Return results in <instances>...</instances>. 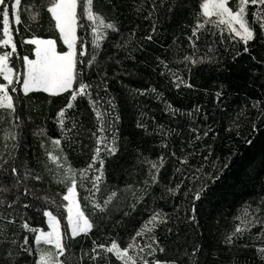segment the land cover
Instances as JSON below:
<instances>
[{
	"label": "snow or ice",
	"instance_id": "snow-or-ice-1",
	"mask_svg": "<svg viewBox=\"0 0 264 264\" xmlns=\"http://www.w3.org/2000/svg\"><path fill=\"white\" fill-rule=\"evenodd\" d=\"M21 4L22 0H0V47L3 49L0 50V126H3L0 127L3 140L0 144V264H77L74 247L79 243L81 234L87 237L93 229L103 234L109 225L113 229L126 225L138 212V206L146 203V197L178 202L172 204L170 212L160 207H146L149 215L134 228L123 246L117 238H111L110 243L92 240V247L87 251L81 247L79 264L84 257L92 264H99L100 261L113 264L112 257L119 264H213L204 252L209 246L203 243L200 234L205 227L200 209L204 201L210 202V197L215 195L216 185L226 176L238 152L230 143L226 152L217 154L214 147L218 139L214 128L217 121L214 116L205 112L200 121L203 128L200 124L189 128L190 138L185 145L190 151L185 152L181 148L180 155L170 151L168 157L162 154L157 160H149L137 147V165H150L142 187L139 182H134L125 183L121 188L109 185L105 180L106 160L113 158V162L118 163L119 153L127 149L118 143L121 140L118 127L121 114L117 97L111 91L110 79L114 77L110 78L106 71V61L114 59V55L109 56L108 48L102 45L111 41L110 47L129 53L127 59H137L134 53L139 52L145 62H151L152 57L148 53L154 52L157 44L165 47L162 40L166 35L167 22L186 7L187 0H133L132 11L150 22L149 30L140 36L139 24L127 33L122 30L120 21L116 19L114 0H106L105 4L111 17L96 8V0H35L25 8L30 20L38 21L42 12L46 11L54 21L59 40L66 50L62 48L58 51L55 39L32 36L26 41L34 46L31 58L18 51L14 33L18 34L19 29L11 27L13 21L15 25L23 23L19 10ZM144 12L147 14L143 15ZM28 27L25 24V28ZM190 28V34L185 35L194 51L191 55H183L180 61L189 73L194 66L203 63L222 67L217 58L219 52L216 45L223 47L225 53L230 51L228 45H231L234 64H239L241 59L238 58L247 54L251 61L247 71L252 73V79L262 82L260 87L264 89V0H199ZM78 29L84 35L78 36ZM88 35L91 36L90 50L86 47ZM202 35L208 42L204 55L198 56L197 41ZM175 43L176 37L173 36ZM237 45H243L242 50ZM178 51L173 52V56ZM154 60L161 68L160 76L171 75L175 87H195L189 82L190 77H181L177 74L178 70L174 71L169 66L171 61L168 59L156 55ZM115 62L121 63L120 60ZM126 74L131 73L126 71ZM35 92L56 98L63 96L65 101L55 113L60 136L53 138L47 136L43 128L37 130L42 137L40 147L45 150L46 156L45 161L39 162L41 170L33 168L30 158H25L21 151L20 130L26 126L23 105L29 93ZM133 92L138 96L154 94L165 105L164 111L173 116L180 114L195 119L201 114L199 105L182 113L164 99L163 92L156 87L137 88L130 94ZM215 97L219 102L217 107L225 104L227 92L224 84L220 85ZM84 100L87 101L86 108L94 114L95 131L85 127L87 117L80 111ZM48 103L51 104L52 100ZM252 109H255L254 114ZM258 122L264 124V100L255 99L250 108L242 107L230 114L224 130L242 138L251 147L254 141L243 134V129L250 126L252 132H256L259 130ZM136 127L147 132L142 121H138ZM157 127L162 136L174 132H165L163 126ZM89 131L95 144L90 159L83 167H73L65 148L71 149L78 143L81 132ZM206 137H210L212 142ZM163 147L167 149L168 145ZM168 158H173L172 175L175 179H169L156 196L152 185L160 186V170ZM132 167L135 170L136 165ZM52 184L61 185L66 191L53 192ZM78 189L86 193L82 197L84 206L77 198ZM88 206L91 215H86L85 208ZM52 208L55 213L50 210ZM41 215L46 218L47 230L33 226L35 218ZM61 219L66 220V226L62 227ZM233 219L238 223H234L232 230L223 237L224 244L239 247L236 241L245 234L251 238L250 230L257 225L259 231L256 238L264 240V195L243 202L242 212L235 214ZM17 223L21 233L11 232L14 238H9L10 226ZM25 233H31V238ZM169 244L175 245L176 256L172 259L159 258ZM258 254L264 264V248H259ZM29 257H32L31 261Z\"/></svg>",
	"mask_w": 264,
	"mask_h": 264
},
{
	"label": "trees",
	"instance_id": "trees-1",
	"mask_svg": "<svg viewBox=\"0 0 264 264\" xmlns=\"http://www.w3.org/2000/svg\"><path fill=\"white\" fill-rule=\"evenodd\" d=\"M34 2L35 0H22L19 10L23 23L20 25H15L14 21L11 23V27L19 29L18 34L14 33L18 51L22 55H30L31 58V51L34 46L26 41L32 36L43 39H55L57 41V50L59 51L62 48L66 50V46H63L62 41L59 40V33L54 27V21L51 20L50 15L46 11L42 12L38 21L30 20L25 8L28 3ZM114 3L116 5V19L120 21L122 30L125 33L131 27L139 24L138 36L146 34L149 30L150 22L139 18L132 11L133 0H114ZM105 4L106 0H96V8L111 17V12L108 11ZM198 4L199 0H187L186 7L177 12L167 22L166 35L162 40L165 47L162 48L157 44L155 51L148 53L152 57L151 62H145L139 52L134 53L137 59H127L126 57L129 53L110 47L111 41L106 45H102V47L108 48L109 56L114 55V59L106 61V71L110 78L114 77L110 79L111 91L117 97L118 110L121 114V121L118 125L121 140L118 143L123 149H127L119 153L118 163L113 162V158L106 160L107 171L105 180L107 184L118 185L121 188L124 187L125 183L134 182H139L142 187L150 165H137L135 149L138 147L143 156L149 160H157L162 154L168 157L170 151H176L177 155H180L181 148H184L185 152L190 151L185 145V141L190 138L189 128L200 124L203 119V113H209L217 121L214 126L218 136L214 143L217 154L219 155L222 151L226 152L230 143L235 145L238 152L233 158L232 165L226 176L216 185L215 195L210 197V202L204 201L200 209L202 213L201 221L205 225L201 229L200 234L203 237V243L209 246L204 249L205 255L208 256V259L213 264H233V262L234 264H262L258 249L264 248V240L256 238L259 225L250 230L252 233L251 238L245 234L242 239L236 241L239 247L224 244L223 237L232 230L234 223H238V221H234L233 217L235 214L242 212L243 202L255 200L259 195H264V124L258 122L259 130L256 132H252L250 126H245L243 129V134L254 141L251 147L244 143L242 138L236 137L234 133H227L224 129L228 126L230 114L235 113L242 107L250 108L252 100H264V94H262L264 89L260 87L262 82L258 79H252V73L247 71L248 63H251L247 54H244L243 58H238L241 59L239 64H234L231 59V55L234 54L231 52V45H228L230 49L228 53L224 52L223 47L216 45L219 52L217 58L221 61L222 67L216 64L203 63L194 66L191 73L184 68L183 63L180 62L182 56L191 55L194 51L189 45L185 33L190 34L191 32L190 25L194 23ZM145 6L147 7V4ZM162 12L163 10H161ZM146 14V12L143 13V15ZM25 24H28L29 27L25 28ZM77 35L81 36L84 33L78 29ZM225 35L227 34L225 33ZM173 36L176 37L175 44H173ZM217 38L209 37V39ZM87 39L89 43L86 47L90 50L92 47L90 43L91 36L88 35ZM207 42L208 40L202 35L201 39L197 41L199 50L196 55H204ZM232 43L235 44L236 42L232 41ZM237 47L242 50L243 45H237ZM168 49H171V51ZM177 49L179 50L178 54L173 56V52H176ZM0 50H3L2 47H0ZM156 55L171 61L169 66L174 71L178 70L177 74L181 77L185 79L190 77L189 82L193 83L195 87L189 89L181 85L177 88L172 83L171 75L160 76L161 68L157 66L154 60ZM116 60H120L121 63L117 64ZM16 67L17 69L20 68L19 63H17ZM125 70L131 74H126ZM114 73L117 75L114 76ZM0 81H2V78H0ZM221 84L225 85L227 98L225 104L217 107L219 102L216 100L215 93L219 90ZM149 86L156 87L163 92L164 99L172 104L174 108H179L182 113H187L195 105H199L201 114L197 115L195 119H190L187 115L180 114L173 116L169 112L164 111L165 105L160 99L155 98L154 94L151 96H138L134 92L130 94L131 90ZM17 87L19 89V85ZM19 95L22 96L23 93L19 92ZM49 100H52L51 104L48 103ZM64 102L63 96L56 98L50 97L47 93L35 92L29 93V97L23 105V118L26 126L20 130L21 151L25 154V158H30L31 166L37 170H41L39 162L46 160L45 150L40 147L42 137L37 133V130L43 128L47 136L53 138L60 136L55 113ZM17 104L19 108V101H17ZM86 105V100L80 104V111H83L87 117L85 127L95 131L93 127L94 114L90 113V109H87ZM141 113H145V115H141ZM252 113H255V109H252ZM138 121H142L146 125L147 132L136 127ZM68 126L71 127L70 124ZM157 126H163L165 132L168 130H174V132L171 135L162 136ZM200 126L203 128L202 124ZM176 133H179V135H176ZM90 137V131L81 132L77 138L78 143L74 144L71 149L65 148L69 162L73 167H83L90 159L91 149L95 146L94 139H90ZM210 137L205 139L211 143ZM2 143L3 140L0 137V144ZM164 144L168 145L167 149L163 147ZM63 145L64 141H62ZM85 145L87 147H84ZM133 165H136L135 170H133ZM172 173L173 158H168L165 160L164 167L160 170V186L152 185V190L156 196H159L164 184L169 179H175ZM51 188L53 192L66 191L61 185L52 184ZM83 195H86V193L82 189H78L77 198L81 201L82 206L85 205V201L82 199ZM57 200L59 202V197ZM145 201L146 203L138 206V212L133 215L132 219L127 221L126 225L115 229L109 225L103 234L96 229H93L87 237L81 234L78 238L79 243L74 247L77 264H79L78 258L81 254V247L87 251L92 247V240H96L97 243H110L111 238H117L118 242L123 246L134 228L138 227L140 222L149 215V212L145 210L146 207H160L164 211L170 212L172 204L178 202L174 199L165 201L148 197L145 198ZM50 210L54 213L56 211L54 208ZM20 211L23 212L22 209ZM85 211L86 215H91L90 206L86 207ZM29 215L31 216L32 213L30 212ZM96 218L99 219V217ZM61 225L62 227L66 226V220L61 219ZM33 226L47 230L46 218H42V215L37 216ZM10 228L9 238H14L11 232L21 233L18 223L10 226ZM25 234L31 238V233ZM244 245L248 246L245 247ZM174 249L175 245L169 244L166 252L160 254L159 258H174L176 256ZM209 253L211 254L209 255ZM28 259L31 261L32 257ZM112 261L113 264H119L114 257H112ZM82 264H92V262L87 257H84ZM99 264H103V261H100Z\"/></svg>",
	"mask_w": 264,
	"mask_h": 264
},
{
	"label": "crops",
	"instance_id": "crops-1",
	"mask_svg": "<svg viewBox=\"0 0 264 264\" xmlns=\"http://www.w3.org/2000/svg\"><path fill=\"white\" fill-rule=\"evenodd\" d=\"M48 39V38H47ZM52 39V38H51Z\"/></svg>",
	"mask_w": 264,
	"mask_h": 264
},
{
	"label": "rangeland",
	"instance_id": "rangeland-1",
	"mask_svg": "<svg viewBox=\"0 0 264 264\" xmlns=\"http://www.w3.org/2000/svg\"><path fill=\"white\" fill-rule=\"evenodd\" d=\"M39 38V37H38Z\"/></svg>",
	"mask_w": 264,
	"mask_h": 264
}]
</instances>
